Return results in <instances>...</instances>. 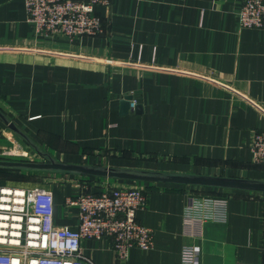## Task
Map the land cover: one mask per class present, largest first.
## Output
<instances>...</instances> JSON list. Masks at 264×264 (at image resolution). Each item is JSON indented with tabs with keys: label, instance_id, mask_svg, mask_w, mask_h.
<instances>
[{
	"label": "crops",
	"instance_id": "crops-1",
	"mask_svg": "<svg viewBox=\"0 0 264 264\" xmlns=\"http://www.w3.org/2000/svg\"><path fill=\"white\" fill-rule=\"evenodd\" d=\"M243 1L111 0L95 9L100 35L68 40L37 35L24 0H0V161L76 169L17 168L51 172L55 225L77 227L64 199L79 181L141 186L137 219L154 243L126 264H184L185 248L198 249L193 264H264V165L251 151L264 31L239 27ZM125 96L140 113L120 115ZM82 248L122 264L110 238Z\"/></svg>",
	"mask_w": 264,
	"mask_h": 264
},
{
	"label": "built area",
	"instance_id": "built-area-1",
	"mask_svg": "<svg viewBox=\"0 0 264 264\" xmlns=\"http://www.w3.org/2000/svg\"><path fill=\"white\" fill-rule=\"evenodd\" d=\"M110 1L24 0V6L37 35L73 40L102 33V18L95 9L108 6ZM238 25L264 31V0H244ZM135 107L131 100L130 109ZM251 151L253 162L264 165V130L255 133ZM146 200L141 186L92 192L85 181H79L76 192L64 199V208L77 210L78 225L73 228L55 225L53 195L48 188L0 186V264H93L82 242L102 238L112 239L116 259L126 264L131 248L149 250L154 243L152 230L137 219ZM204 203L212 204V200ZM197 256L198 249L185 248L182 262L193 264Z\"/></svg>",
	"mask_w": 264,
	"mask_h": 264
},
{
	"label": "water",
	"instance_id": "water-1",
	"mask_svg": "<svg viewBox=\"0 0 264 264\" xmlns=\"http://www.w3.org/2000/svg\"><path fill=\"white\" fill-rule=\"evenodd\" d=\"M131 96H125L120 101V107H119V113L120 115H127V114H138L140 113V106H136L133 110L130 109V101ZM0 167H9V168H27V169H34V170H53V171H69V170H76L71 169L67 166H64L62 164H58L55 162H48V163H22V162H9V161H0ZM103 175L108 177H121V178H132V179H138V177H129L124 176L119 173L115 172H108L103 173Z\"/></svg>",
	"mask_w": 264,
	"mask_h": 264
},
{
	"label": "rangeland",
	"instance_id": "rangeland-1",
	"mask_svg": "<svg viewBox=\"0 0 264 264\" xmlns=\"http://www.w3.org/2000/svg\"><path fill=\"white\" fill-rule=\"evenodd\" d=\"M49 173L51 172L29 171L17 168L2 170L0 171V185L23 188L43 187L46 185L47 188V182L50 177H43V174L48 175ZM43 178H46L47 181H43Z\"/></svg>",
	"mask_w": 264,
	"mask_h": 264
},
{
	"label": "trees",
	"instance_id": "trees-1",
	"mask_svg": "<svg viewBox=\"0 0 264 264\" xmlns=\"http://www.w3.org/2000/svg\"><path fill=\"white\" fill-rule=\"evenodd\" d=\"M14 168H9V167H0V171L2 170H12ZM0 186H3V185H0Z\"/></svg>",
	"mask_w": 264,
	"mask_h": 264
}]
</instances>
